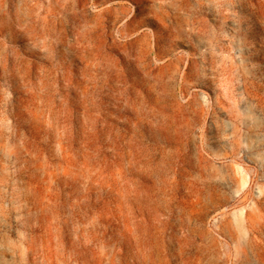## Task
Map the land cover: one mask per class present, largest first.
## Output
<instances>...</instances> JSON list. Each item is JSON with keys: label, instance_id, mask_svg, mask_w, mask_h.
<instances>
[{"label": "rangeland", "instance_id": "obj_1", "mask_svg": "<svg viewBox=\"0 0 264 264\" xmlns=\"http://www.w3.org/2000/svg\"><path fill=\"white\" fill-rule=\"evenodd\" d=\"M0 241L264 264V0H0Z\"/></svg>", "mask_w": 264, "mask_h": 264}, {"label": "crops", "instance_id": "obj_2", "mask_svg": "<svg viewBox=\"0 0 264 264\" xmlns=\"http://www.w3.org/2000/svg\"><path fill=\"white\" fill-rule=\"evenodd\" d=\"M4 248H5V243L3 241H0V264H10L9 261L14 262L15 261L14 257L10 260V257L4 256L3 254L5 250Z\"/></svg>", "mask_w": 264, "mask_h": 264}, {"label": "bare ground", "instance_id": "obj_3", "mask_svg": "<svg viewBox=\"0 0 264 264\" xmlns=\"http://www.w3.org/2000/svg\"><path fill=\"white\" fill-rule=\"evenodd\" d=\"M39 23H40V21H39Z\"/></svg>", "mask_w": 264, "mask_h": 264}]
</instances>
